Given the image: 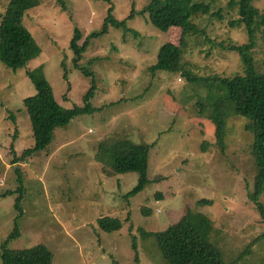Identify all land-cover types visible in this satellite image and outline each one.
Masks as SVG:
<instances>
[{"label": "rangeland", "instance_id": "rangeland-1", "mask_svg": "<svg viewBox=\"0 0 264 264\" xmlns=\"http://www.w3.org/2000/svg\"><path fill=\"white\" fill-rule=\"evenodd\" d=\"M37 1L26 11L24 24L39 45V56L18 70L0 61V264L2 244L16 223L20 235L11 238L7 248L44 244L53 252V264H137L136 258L138 264H167L150 232L164 230L189 209L211 219L210 239L225 262L264 264V238L237 260L253 239L264 234L259 207L264 204V189L258 198L251 197L253 135L244 128L246 118L227 117L223 150L217 144L215 124L207 112L199 111L200 100L207 101V90L190 85L179 73L150 71L161 45L179 44L182 30L163 31L148 15L140 14L151 0ZM230 1H214V11H224L223 20L212 14L196 20L209 39L203 34L185 36V62L200 77L243 71L239 55L220 47L222 42L247 41L242 26H230V20L238 18L236 7L228 9ZM8 2L0 0V14ZM254 5L264 10V0ZM109 7L118 20L127 19L128 28L110 26L92 39L79 62V68L94 72L97 89L92 103L101 110L58 128L47 149L14 165L11 147L21 156L34 142L23 101L34 95L39 75L32 80L26 72L41 67L63 108L84 106L93 78L74 66L70 44L75 28L85 31V39L101 31ZM133 10L138 14L128 19ZM252 56L256 71H264V27ZM107 138L152 145L151 182L129 199L125 195L139 175L112 171L110 159L100 153ZM16 168L23 175L22 191L2 195L17 188ZM18 194L21 215L15 208ZM108 215L123 221L119 230L99 227L98 219Z\"/></svg>", "mask_w": 264, "mask_h": 264}, {"label": "trees", "instance_id": "trees-1", "mask_svg": "<svg viewBox=\"0 0 264 264\" xmlns=\"http://www.w3.org/2000/svg\"><path fill=\"white\" fill-rule=\"evenodd\" d=\"M111 4V0H102ZM215 0H151L139 13L148 15L150 22L157 28L166 31L170 27H179L184 37L177 45L165 43L161 45L157 62L150 68L152 73L166 71L179 73L186 77L190 85L203 86L208 93L207 101L200 100L199 111L207 112L208 117L215 124L217 144L224 150L227 117L241 115L247 122L244 128L251 132L253 140L250 155L254 166V191L253 199L258 198L264 189V71H256L252 51L257 44V35L264 27V10L254 5L256 0H232L228 9L236 7L238 18L230 20V26H242L247 35L244 43L225 44L220 47L224 50L236 52L241 60L242 73L230 76L213 75L200 77L185 62V49L187 41L185 36L206 35V30L196 20L199 16L212 14L219 20L224 19L223 9L214 11ZM38 5L37 0H9L4 13L0 14V61L8 68L18 70L39 56L41 50L33 36L24 24L26 11ZM214 11V12H213ZM138 12L133 10L128 19L133 18ZM127 19L118 20L113 15V7H109L108 15L104 19L101 31L90 33L85 39V31L75 28L70 47L74 52V66L79 68V62L87 53L93 38L108 31L110 26L127 29ZM237 28V27H236ZM209 39V37H208ZM82 73L93 78V86L85 96V105L75 106L72 109L63 108L56 100L51 84L41 74V67L26 74L32 80L39 75L35 82V93L24 99V108L29 117L33 136L32 147L25 149L21 156H17L12 146L14 155L13 164L16 165L34 153L47 149L54 139L55 130L65 127L72 120L81 115H93L101 110L93 107L97 82L89 68H79ZM65 78H68L67 73ZM207 142H203L205 150ZM152 145L135 144L127 138H107L100 146L101 155L110 159V166L115 174H128L135 172L139 175L138 183L125 197L141 192L150 183L148 177L149 154ZM18 186L15 190H7L2 195L22 191L23 175L21 169L16 168ZM159 196V194H157ZM201 203L210 200L201 199ZM262 221L264 222V204H259ZM15 208L22 213V195L18 194ZM101 229L112 232L119 230L123 221L118 217L104 216L98 219ZM213 231L211 219L203 213L187 211L182 218L170 224L161 231L150 232L157 240V247L162 259L167 264H232L225 262L221 251L211 242L210 234ZM20 235L18 224L2 244L3 264H53V252L44 244L28 249L9 250L7 245L11 238ZM264 234L250 242L237 260L243 255L252 252L258 240ZM139 259L136 258L138 264Z\"/></svg>", "mask_w": 264, "mask_h": 264}]
</instances>
